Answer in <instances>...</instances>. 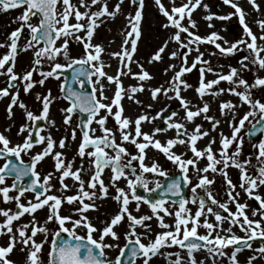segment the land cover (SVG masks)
<instances>
[{"label": "snow or ice", "instance_id": "6c2138e0", "mask_svg": "<svg viewBox=\"0 0 264 264\" xmlns=\"http://www.w3.org/2000/svg\"><path fill=\"white\" fill-rule=\"evenodd\" d=\"M153 2L165 18L161 27L175 31L147 62L162 61L171 43L176 47L167 53L168 59L178 60L179 64H169L164 73L172 72V76L147 91L152 101L157 102L162 96L168 101H177L179 107L171 112H168V106L155 114L141 112L133 119L123 114L121 101L125 97L149 110L153 108V104L144 106L136 99V93L144 92L145 83L153 79L143 64L134 58L142 36L145 0H129L134 12L128 13L122 10L124 0H116L111 7L109 0H0V12L22 9L14 19L19 26L8 34L5 42H0V48H7V52L0 55V76L6 78L5 86L0 88V99L9 97L6 107L9 120L13 117L14 107L24 110V123L16 133L20 140L13 142L4 134L11 131L12 125L0 132V204H14V207H0V236L7 237L6 242L0 244V264H137L138 260L140 264H150L157 255L164 256L168 264H206L208 259L212 264H223L217 258L225 256L228 264H240L238 253L252 249V241L264 240V195L258 191L264 187V138H261L264 137V102L253 99L251 91L264 87V77L257 75L250 84L241 76L244 71L264 70V43H258V40L264 41V19L256 20L261 33L257 36L246 23L243 8L235 0H222L223 5L234 10L226 15L210 12L209 5L203 4L202 0H181L179 5L176 0H168L169 7L162 0ZM247 3L259 12L256 0H247ZM200 7L207 13L203 19L208 22V28L214 27L213 20L227 21L233 15L238 17L242 36L230 42L217 31L203 37L194 32L197 22L192 14ZM117 15H123L126 24L119 33L122 36L119 51L107 54L110 59L117 60L113 75L105 71L111 65L102 59L104 47L92 43V40L96 29ZM185 20L186 24L183 23ZM25 29L28 36L21 47L18 42ZM72 43L82 46L80 56L71 55ZM202 44H211L217 50L209 55L227 57L237 51L247 54L238 62L239 67L229 65L224 73L215 70L211 62L204 59L199 47ZM29 50L33 57L31 68L17 73L18 53ZM193 52L197 54L190 63L189 56ZM45 64L48 66L46 71L43 70ZM132 64H136L138 72H133ZM198 65L199 82L194 91L201 103L194 104L182 95L193 87L183 77ZM68 71L72 83L79 85V89L73 88L65 77L59 86L60 97H53L50 90L45 95L37 93L36 99L42 105L39 115L28 110L27 105L19 100L21 88L28 94L36 84L42 86L49 78L60 80ZM34 72H38L40 80H33ZM206 73L215 78L206 80ZM121 77H130L137 83L125 88ZM221 81L227 82L229 87L216 88ZM88 88L90 91L86 90ZM106 91H112V96L106 95ZM225 92L238 97L240 104L231 100L220 102L219 113L229 117L227 123L231 131L230 135L218 132L217 140L211 133L217 132L221 121L208 115L210 104L204 97L215 98ZM58 98L67 102V107L60 109L64 114L63 124L70 126L73 116L78 118L76 127L80 129L81 139L71 159L62 151L69 148V137L66 135L56 141L49 131V127L55 126V121L49 119L50 105ZM244 105L247 110L238 115L237 108ZM198 117L207 121L210 127L195 123ZM109 118L114 121L113 128L107 127ZM156 120H160L163 127L142 131L144 122L152 124ZM38 121L49 127L38 126ZM93 124L97 127H92ZM190 124L193 125L191 129ZM242 130L250 141L255 140L251 143L253 151L243 160L240 158L244 145V136L240 135ZM169 131L174 135L162 142L158 135ZM42 132L48 134L42 135ZM76 135V129H73L72 141L76 140ZM205 137L209 138L208 142L204 147H198V141ZM217 144L214 149L213 145ZM37 145H42L41 150L32 153ZM127 145L133 146L134 151H129ZM178 146L182 149L179 152L174 150ZM56 147L61 151H55ZM149 148L171 162L177 174L170 176L155 157L149 158L146 151ZM22 155L29 156L28 162ZM47 157H51L54 170L41 176L37 166ZM76 157H79V166H75ZM146 159L150 162L146 163ZM201 161H206L203 167L199 166ZM229 168L239 171L238 184L229 177ZM106 170L109 173L107 183L103 179ZM208 173H212L213 178H209ZM215 175L224 180L221 199H217L211 187ZM84 176L88 179L85 180ZM53 178L58 181V188L52 183ZM68 178L73 181L71 186L65 182ZM121 180L124 181L123 187L119 185ZM72 189L74 194H68ZM137 189H143L148 195H140ZM185 189H190V196L185 194ZM26 193H31V198ZM241 193L257 205L250 209V216L249 205L241 202ZM109 198L117 203L118 211L108 219L100 220L101 227H97L87 213L99 211L103 204L97 201ZM133 202L135 208L130 209ZM65 203L73 206L68 215L61 214ZM141 204L147 205L151 214L134 215V211H140ZM189 204L196 205L195 211L188 207ZM45 207L47 216L41 223L34 213ZM25 214L31 217L28 222L14 223ZM165 217H171L172 223H166ZM209 217L213 220L210 221ZM153 218L157 227L164 229L154 237L152 226L147 223ZM122 222H126L123 245L119 243L121 235L115 230ZM48 224L56 226L50 241ZM236 226L243 236L233 232ZM201 227L206 230L204 234L198 232ZM137 228L144 231L137 232ZM38 234L43 235L40 241L36 240ZM46 243L49 249L45 259L43 248ZM174 246L182 251L161 252L162 248ZM228 248L232 249L230 254L225 251ZM109 250H117L114 258H110ZM14 251L23 254L22 260L10 258ZM200 251L206 253L203 260H197L194 255ZM253 253L246 264H253L258 258L257 253L259 258H264V245L254 249Z\"/></svg>", "mask_w": 264, "mask_h": 264}, {"label": "rangeland", "instance_id": "374dc122", "mask_svg": "<svg viewBox=\"0 0 264 264\" xmlns=\"http://www.w3.org/2000/svg\"><path fill=\"white\" fill-rule=\"evenodd\" d=\"M152 2H153V0H145V5H144L143 12L146 10L148 5L150 3H152ZM235 2H245V0H235ZM202 3L209 5V11L212 12V13H215L217 15H226L229 12H233V11L229 10V8L222 7L218 0H202ZM214 3H215V7H212L211 5L214 4ZM167 4H168V7H169L168 0H167ZM123 6H125L124 11H126L127 13L128 12H134V8L129 4V0H124V4L122 5V7ZM21 11H22V9H14V10H9L8 12H0V42H5L7 40L8 34L19 26V22H14V19H15L16 16H18L20 14ZM81 11H83V9H81ZM195 11H197L199 16H201V20L197 24V28L193 29L194 32H196L198 34H203L204 31H207V32L217 31L218 33L221 32L223 34L228 35V41H230V42L236 40V37H232V35H230V33H228V28H229V26L232 23H234V22H236L238 20V17L233 15L232 18L230 20H227V21L213 20L212 23L214 24V27L213 28H208L207 27V23L208 22L203 19V17L207 14L205 12V10L202 7H200V8H197ZM152 17H154L153 14H152ZM254 17L252 16V18H254V20H253L252 27H250V28L252 29V31L257 36H259L260 35L259 31H258L259 28H258V26L256 24L257 16L255 15ZM151 21L153 22V24L145 26L143 31H142L144 35H143V38H140L139 41H138V49H137V52L135 53V56H134V58L136 60H138L140 63H146L148 61V58L150 57V55L156 50L154 48V49L148 51V47H147L148 41L152 42L153 41L152 39H154V37L158 36L157 34H160V35L164 36L165 32H168V29H163L161 27V24H163L165 22V20L162 19L161 23H157L155 18H152ZM185 21L183 23H185ZM96 31H97V35H96V37L93 38V40L96 41L98 44H101L104 47V49L108 53H110V51H111V43L108 41L109 40V35H108V33H106L104 31V29L102 27V24L100 25V27L98 29H96ZM158 31H160V33H158ZM119 33L120 32H117V35H116V36H118L117 39H118V41H122L121 40L122 36ZM170 33H171V31L168 32V36H169ZM242 34H243L242 30H240V33L238 35V39L242 36ZM101 35H104V37L106 36V40L103 41V38L102 39H100V37L98 38V36H101ZM27 36H28V33H27V30L25 29V31L22 33L21 38H20V40L18 42L19 46L22 47L25 44ZM168 36H166V38H168ZM182 36H183V34H182ZM120 45H121V43L114 47L115 52L119 51ZM171 45H172L173 49H175L176 45L175 44H171ZM199 47H200V51L204 53V59L209 60L211 62V65H212L213 68L219 67L220 65H222L225 68H228L229 65H231L232 67H238L239 66L238 62L242 59V57L244 55L247 54L245 51H237L234 55H230V56H227V57L221 56L219 54H217V55H209L210 52H216V51H214L213 49H210L209 46L206 45V44L205 45L202 44ZM6 52H7V48H0V55L5 54ZM70 52H71V55L74 56V57L80 56L82 54L81 45H79L77 43L70 44ZM146 52H147V54H146ZM23 53H25V52H19L18 55H17V58H16L17 65L15 66V71L17 73L24 72L22 67L18 66V64L22 61ZM193 53H195V52H193ZM112 60H114V63H117L116 59H112ZM61 62H63V61L61 60ZM146 64H149V63L147 62ZM151 65L152 64H149L148 66L150 67ZM199 67H197L196 69H193L192 72L185 74L183 79H185L187 82H194L199 77V70H198ZM249 69H252V65L251 64H249ZM43 70H45V71L48 70L47 64L44 65V69ZM150 71H151V69H150ZM151 75L153 77L154 76L160 77V75L156 74V72H153V71H151ZM241 76L244 79H246L250 84L255 79L254 76L249 75L248 73H244L243 74V72H241ZM35 77H37V72L33 73V80H34ZM261 77H264V72L261 75ZM5 80H6L5 77L0 76V88H3L5 86ZM63 80H64L63 78H60V80H55V79H52V78L47 79L46 80V87H45V89H44V91H43V93L41 95L47 94L49 92V90H50L51 95L53 97H60L61 94H60V87L59 86H60L61 82H63ZM155 86H157V85L153 84L152 87H155ZM13 91H15V89H13ZM251 91H252L253 99H259V100H261V102H264V87L253 88ZM185 92L188 94V91H185ZM159 99L160 100H165V98L162 97V96ZM19 100L23 101L27 105L28 110H31V111H33L34 114L39 115V113L41 111V108H42V105H41V103L39 101H37L36 97L35 98H29L28 94H25L23 92L22 88H21L20 89ZM61 101L64 103L65 107H67V102L65 100H63V99H61ZM8 103H9V97H5L3 99H0V132H4V129L9 126V124H7L9 119L7 118V112H6V107H7ZM163 107H165V106H161L160 108H163ZM160 108H158V110ZM174 110H177V109H174L172 107L171 108L168 107V112H171V111H174ZM212 110H213L212 113H209L208 115L215 116L217 119L221 118V119H224L225 121H228L229 117L228 116H221L220 113H219V109L218 108L217 109L213 108ZM246 110H247V106L244 105V108H243L242 112L239 113L238 115H242ZM23 111L24 110L20 109L19 107H14L13 108V113L14 114H13L12 119L15 120L16 125H15V127L11 128L10 132H4V134L6 136H8L11 140H13V142H16V141L21 139V137H18L16 135V133L18 131L19 126L24 123ZM60 117L61 116H60L58 111L55 110V111L51 112V118L52 119H50V120L55 121V126L49 128V131H50L51 135L53 136V139L56 140V141H59L60 138L66 136V135L69 137V141H68L69 148H66V149H64L62 151L65 152V154H66L68 159H71L73 157V155H74V153L76 151V148H77V146H78V144L80 142V139H81L80 131L76 127L78 118L76 116H73L71 125L70 126H65L63 124V117L62 118H60ZM110 121H111V118H109V120L107 122V127L113 128L114 124L111 123ZM195 123L202 124L204 126V128H207L208 126H210L207 121H204L200 117L195 119ZM37 124L40 127H48L45 124V122H43V121H38ZM154 126L155 127H157V126L163 127V125H162L160 120H156V124ZM92 127H97V126L95 124H93ZM150 127H151V125H150ZM188 127H189V129H191L193 127V125L190 124V125H188ZM228 128H229V126H228ZM246 128H247V123H246ZM73 129H76V133H77L75 141H72L71 140V136H70L71 131ZM228 130H230V128ZM41 134L42 135H47L48 132H42ZM96 134L100 135L99 132H97ZM166 134H171L173 136L174 132L173 131H169ZM240 135L244 136V145H243L242 155L240 157L243 160L245 157L248 156L249 153H251L253 151V149L251 147V143H254L255 140L254 141H248V139L246 138V135L244 134V130L241 131ZM215 137L217 138V140L219 139L218 135L215 136ZM261 138H264V137H261ZM117 139H119L118 133H117ZM41 147H42V145H37L35 148L32 149V153L40 151ZM127 147L129 149V151H134L133 146L127 145ZM217 147H218V145H215V148H217ZM54 150L55 151H61V149H59L58 147H56ZM188 155L190 156L191 153H188ZM153 157H155L157 159V161L159 162V164L161 165L162 168H164L167 171L171 170V172L169 174L170 176L176 174L177 170L171 164V162H169V161L166 162L161 156H159V155H157L155 153H153ZM22 158L24 159L25 162H28V160H29V156H26V155H22ZM205 163H206V161H202L199 166L203 167ZM75 166H79V157H76ZM53 170H54L53 169V161L51 160V157L45 158V160L42 161L37 166V171L41 173V176H43L47 172L53 171ZM228 172H229V177L232 179L233 183H237L238 184L239 171L237 169L230 168ZM208 175H209V178H213V174L212 173H208ZM108 176H109V173H108V170H106L105 173H104V176H103V179L105 180V183L108 182ZM149 178H151V176H149ZM84 179L87 180L88 177L84 176ZM65 182L67 184H69L70 186L73 183V181L70 178L66 179ZM52 183L54 185H56L57 188L59 187L58 181L55 178H53ZM119 185L121 187H123L124 186V181L121 180L119 182ZM211 187H212L214 195H216L217 199H221L223 197V195H224V180H223V177L220 176V175H215V183ZM237 190H239V189H237ZM55 191H56V189L54 188L53 192H55ZM74 191L75 190L72 189L68 194H74ZM258 191L262 195H264V187H261ZM186 192H187L186 195H188V196L191 195L190 189H186ZM110 193L114 194V190L110 189ZM56 194L59 195L58 192H56ZM27 197L31 198L29 195H27ZM240 199H241V202H246L249 205L248 214L250 216L251 215L250 209L253 208V207H256V206L251 202V200H247L243 193H241ZM103 204L105 205L103 208L106 210V212L103 213V215L102 214L93 215L91 211L87 213L89 218L92 220L93 224H95L97 227H101L100 220L108 219L111 215L115 214L118 211L117 203L114 200L110 199V198L105 200L103 202ZM72 207H73L72 205H68L67 203L63 204L62 208H61V214L62 215H68L69 214V209L72 208ZM188 207L192 208L193 211H195L196 205L189 204ZM129 208L130 209H134L135 208V202L130 204ZM140 211L143 212V215L144 214H151L150 213V209L148 208V206L144 205V204H141ZM233 211H234V207H233ZM37 212H38L37 216L39 217V219L43 223L44 222L43 215L44 214L47 215V208L45 207L44 209L38 210ZM134 213L136 214L137 212L134 211L133 214ZM169 218H170V220H166V218H165V220H166L165 222L171 224L172 223V218L171 217H169ZM201 219H203V218H201ZM257 219H258V217H257ZM154 220H155V218H153V220L147 222V223H150L151 226H152L153 237H154L155 233L159 232V230H162V229H158L157 224L155 223ZM209 220L211 221V220H213V218L209 217ZM47 226L49 228V237L48 238H50L51 237L50 236L51 232L56 226L54 224H48ZM224 227L225 228L228 227L227 223L224 224ZM115 230L121 235V239H120L119 243L121 245H123L125 243V241L123 239V233L126 230V222H122L121 225H119V226H117L115 228ZM142 231H144V230L141 229V228H137V232H142ZM162 231H164V229ZM198 232L200 234H204L206 232V230L201 227V228L198 229ZM233 232H235V234L238 235V236H243L244 235V233L240 231L238 226L233 227ZM143 242L147 243L148 241L147 240H143ZM47 245H48L47 243L44 245L45 246V249H44L45 253H47V250H48L47 249ZM256 248H259V247L256 246V245H252V249H245L242 252L238 253V256H240V258H241L240 264H246L247 258L254 254L253 250L256 249ZM181 251H182L181 249H179V248H177L175 246L171 247V248H162L161 249V252H163V253L181 252ZM225 251L230 254L232 249L228 248V249H225ZM45 253H44V255H45ZM197 253H200L202 256H206V253L204 251H200V252H197ZM116 254H117V250H109L110 258H114ZM182 255H183V253H182ZM256 255L258 256V258L255 260V264H264V258H259V254L258 253ZM160 258H161V261H162L161 264H168V260L165 259L164 256H160ZM174 258L175 257H172V259H174ZM217 259L218 260H222L223 264H228V257L227 256H225L223 258H217ZM137 264H140L139 260L137 261Z\"/></svg>", "mask_w": 264, "mask_h": 264}, {"label": "bare ground", "instance_id": "6f19581e", "mask_svg": "<svg viewBox=\"0 0 264 264\" xmlns=\"http://www.w3.org/2000/svg\"><path fill=\"white\" fill-rule=\"evenodd\" d=\"M116 1V0H115ZM114 0H109V6H111L112 4L115 3ZM220 5L222 7H226V8H229V10L231 11H234L233 9H231L229 6H226V5H223L222 3V0H218ZM162 2L165 4L166 7H168V4H167V0H162ZM256 2L259 4L260 6V10L259 12H256L252 9V7L247 3V0H245V2H236L238 3L244 10L245 14H246V23L249 25V27H252V24H253V20H254V16L256 15L257 16V19L256 20H259V19H264V0H256ZM181 3V0H176V4L179 5ZM212 7H215V3L211 5ZM124 8L125 6L122 7V10L123 12L127 13L126 11H124ZM152 14L154 15V17H152ZM254 14V15H253ZM252 16L254 18H252ZM152 18H155L156 22L157 23H161V20H165V18L159 14L158 12V9L155 7L154 5V2L150 3L148 5V7L146 8V10L143 12V21H142V25H141V31H143L144 27L147 26V25H152L153 22L151 21ZM192 18L197 22V24L200 22L201 20V16H199L198 12L197 11H194L193 14H192ZM187 23V21H185V24ZM125 24H126V21H125V18L123 15H117L115 19H110V20H107L106 23L102 24V27L104 29V31L106 33H108L109 35V42H111V51L112 52H115L114 50V47L119 45L121 43V41H118V36L117 35V32H120L121 29H123L125 27ZM113 27V28H112ZM100 30V29H99ZM240 30H242L240 24H239V21L237 20L236 22L232 23L229 28H228V33H230V35H232V37H236V39H238V35L240 33ZM173 32L175 31L174 29H168V32ZM259 31V34L260 33V30ZM168 32H165L164 36L160 35V34H157L158 36L154 37V39H152L153 41H148L147 43V47H148V51L152 50V49H157L160 44L165 40L167 39L166 36H168ZM158 33H160V31H158ZM210 32H207V31H204L203 34H199L200 36H206L208 35ZM198 34V33H197ZM219 34L224 37V39L228 40V35L226 34H223L221 32H219ZM97 35V31H95V34H94V37H96ZM107 35V36H108ZM143 32H142V36L141 38H143ZM93 37V38H94ZM100 37V39L103 38V41L106 40V36L104 37V35H101V36H98V38ZM122 40V39H121ZM219 43H223L222 41H218ZM92 43L94 44H98L96 41L92 40ZM258 43H264V41H258ZM205 45V44H204ZM209 46L210 49H213L214 51H217L213 45L211 44H206ZM81 49H82V46H81ZM171 50H173V47L171 45V43L169 44V47L168 49H166V52L163 54L164 58L162 61L160 62H154L152 63V65L149 67L148 65L149 64H146V63H141L143 64V67L151 74V71L153 72H156V74L160 75V77H157V76H154L153 79L147 83H145V91L144 92H138L136 93V99L141 101L142 104L144 106L148 105V104H153V108L152 109H147L146 107H142L141 105H138L136 104L135 102H133L132 100H129L127 97H125L121 103H122V106L124 108V116H127V117H130V118H135L137 117L138 115L141 114V112H151L152 114H155V112L158 110V108H160L161 106H168V107H172L174 109H178L179 105H178V102L175 101V100H172V101H168L166 98L165 100H160L157 101V102H154L151 100L150 98V94L149 92L147 91V89L149 87H152L153 84L159 86L160 84H163L166 80H168L171 76H172V72H168L167 75H165L164 73V69L169 65V64H179V61L178 60H169L168 59V55L167 53L170 52ZM110 51V53H111ZM108 52L105 50V52L102 54V59L106 62H109L110 63V67H107L105 68V71L108 72L109 74H115L116 72V69H117V63H114V60L110 59V57L107 55ZM147 54V52H146ZM197 53H192L190 56H189V62L191 63L193 57L196 56ZM32 51L29 50L25 53H23L22 55V61L18 64V66H21L22 69L24 71L28 70L31 68V62H32ZM17 65V62L15 64V66ZM132 67V70L133 72H138L139 69L137 68V66L135 64H132L131 65ZM239 67V66H238ZM151 69V71H150ZM215 70L217 71H221V72H224L226 73L228 71V68H225V67H216L214 68ZM264 70H260V71H256L255 69H252L250 71H244V73H248L249 75H252V76H261L263 74ZM187 74V73H186ZM184 78V77H183ZM215 77L211 74V73H206V80H211V79H214ZM41 77L39 76L38 72H37V77L34 78L35 81H38L40 80ZM122 79V82H123V85L125 88H127L128 86L130 85H136V80L134 79H131L130 77H121ZM198 82H199V77L194 81V82H187L188 84L192 85L193 87L189 88L187 91H188V94L184 91L182 92V95L187 97L189 100H191L194 104H200L201 101L197 98V95L194 91V88L196 86H198ZM105 85L107 86V81H104ZM46 87V81L45 83L41 86L39 84H36L34 86L33 89L30 90V92L28 93V97L29 98H35L37 93L39 94H42L44 89ZM216 88H224V89H227L229 87L228 83L227 82H224V81H221V83L217 86H215ZM106 95L108 96H112V91H106L105 93ZM204 100L205 101H208L209 104H210V111L209 113H212V109H219V104L220 102L222 101H229L231 100L234 104H237L239 105L240 104V101H239V98L236 97V96H232V95H229L227 92H225L224 94L218 96V97H211V96H205L204 97ZM62 108H65V105L64 103L61 101V99H56L53 101V103L50 105V109H49V119H52L51 118V112L52 111H58L59 114H60V118L63 117V113L60 111V109ZM244 106H241V107H238L237 108V113H241L242 110H243ZM208 113V114H209ZM57 114V113H56ZM181 115H183V112L181 111L180 113ZM243 115V114H242ZM197 119V118H196ZM221 121L218 129H217V132H212L211 133V136H217L218 135V132L220 131H223L226 135H230V130H228V123L227 121H225L224 119H219ZM111 123L114 124V121L111 119L110 121ZM7 124L9 125H12V127H15L16 123H15V120L14 119H11V120H8ZM156 124V121H154V123L152 124H149L147 122H144L142 124V131L144 132H150L153 127H155L154 125ZM151 125V127H150ZM49 127V126H48ZM210 126H208L207 128H209ZM51 128V127H49ZM172 135L171 134H159L158 135V138L164 142L168 137H171ZM208 137H205L203 140L201 141H198V147H204V145L208 142ZM218 145V144H217ZM213 148L215 149V145H213ZM175 151L179 152L181 151L182 149L178 146L176 149H174ZM147 153H148V157L149 158H152L153 157V153L161 156L166 162H168L162 154L160 153H157L155 150L149 148L146 150ZM146 163L150 162V159H146L145 161ZM202 162V161H201ZM230 169V168H229ZM228 169V171H229ZM171 170L168 171V173L170 174ZM229 174V172H228ZM160 179H163V178H160ZM107 200V199H106ZM105 201V200H104ZM103 201V202H104ZM103 202L101 201H97L98 204L102 203ZM105 205L103 204V206L100 208L99 211H91L93 215H100L103 213L106 212V210L103 208ZM135 214V213H134ZM135 215L139 216V215H143V212L142 211H139L137 212ZM46 214L43 215V218L45 220L46 218ZM166 220H170L169 217H165ZM165 220V221H166ZM155 223L157 224L156 220H154ZM160 229V228H158ZM163 230V229H162ZM162 230H159V232H162ZM196 256V259L197 260H203L205 258V256H202L200 253H195L194 254ZM238 260L240 261L241 258L240 256H238ZM151 264H161L162 261H161V258L159 255H157L156 257H153L152 260L150 261ZM206 264H212V261L211 259H208L206 261ZM253 264H255V261L253 262Z\"/></svg>", "mask_w": 264, "mask_h": 264}, {"label": "flooded vegetation", "instance_id": "af4514ba", "mask_svg": "<svg viewBox=\"0 0 264 264\" xmlns=\"http://www.w3.org/2000/svg\"><path fill=\"white\" fill-rule=\"evenodd\" d=\"M8 182L11 183V181L9 180ZM29 195L30 197L32 196L31 193H26V196ZM23 199V198H22ZM0 207H14V204H8V205H3V204H0ZM36 219L38 221H40L42 223V221L39 219V217L37 216L38 215V212L34 213ZM31 219V217H29L27 214H25L23 217H21V220L18 221V222H14V223H26L28 222L29 220ZM51 236V235H50ZM43 239V235L42 234H38L37 237H36V240L37 241H40ZM49 241L51 240V237L48 238ZM7 240V237H4V236H0V244H4ZM19 247V246H18ZM44 249H45V246L43 248V255H44ZM47 249H49V245H47ZM48 251V250H47ZM22 257H23V254L20 253L19 251H14V253L11 255V259L13 260H17V261H20L22 260ZM44 258L46 259V253L44 255Z\"/></svg>", "mask_w": 264, "mask_h": 264}, {"label": "water", "instance_id": "95a60500", "mask_svg": "<svg viewBox=\"0 0 264 264\" xmlns=\"http://www.w3.org/2000/svg\"><path fill=\"white\" fill-rule=\"evenodd\" d=\"M62 76H63L64 78H65V77L68 78V83L71 84L73 88H75V89H77V90L79 89V88H77L76 84L72 83V81H71V72H70V71L65 72ZM86 90L90 91V88H88V89H86ZM79 130H80V129H79ZM253 140H254V139H253ZM25 179H26V181H27L28 178H25ZM165 183H167V182L165 181ZM137 191H138V193H139L140 195H143V196H147V195H148L147 193H145V192L143 191V189H137ZM184 192H185V194H186V191H185V190H184ZM155 195H158V193L155 194ZM255 242H256L258 245H261V244L264 243V240H256Z\"/></svg>", "mask_w": 264, "mask_h": 264}]
</instances>
